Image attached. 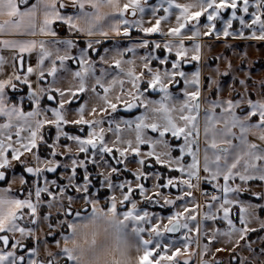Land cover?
Masks as SVG:
<instances>
[{
	"label": "snow or ice",
	"instance_id": "obj_1",
	"mask_svg": "<svg viewBox=\"0 0 264 264\" xmlns=\"http://www.w3.org/2000/svg\"><path fill=\"white\" fill-rule=\"evenodd\" d=\"M106 8L111 11H104ZM146 8L151 9L153 17L161 9L165 15L157 17L151 27H144L142 14ZM129 12L133 17L140 13L141 18L127 19ZM226 12L229 15L225 18ZM171 16L176 25L164 31L161 24ZM201 17L206 18V23L201 24ZM234 22H238V28ZM133 27L146 36L158 33L168 39L140 42L138 47L149 49L140 57L142 71L135 67L125 71L122 61L114 60L115 67L128 78L130 87L125 89L124 79L113 77L106 81L104 70L96 76L91 52L97 51L94 45L101 40L92 38L107 39L110 32L129 37ZM61 29L68 33L66 37ZM37 36L49 39L37 40ZM84 36L89 39L86 46L80 47L77 39ZM0 37H10L0 38V52L11 53L0 54V117L5 118L0 123V182L8 184L0 187V264H181L178 257L195 255L189 251L193 242L190 233H196L197 247L201 234L208 238L201 253L204 255L218 236L227 237L230 242L234 239L239 247L251 233L264 231L260 215L264 204L238 198L248 192L257 201L264 200V191L243 187L249 182H264V80L259 82L255 95L247 80L239 79L240 87L234 82L229 89L231 95L224 96L225 90L216 77L228 76L229 72L216 69L203 76L205 45L200 42L201 37L264 42V0H193L187 4L159 0L154 5L148 0H127L123 4L121 0H0ZM186 41L192 46L188 47ZM76 49L78 53L74 54ZM127 51L134 52L135 48ZM158 51L164 54L157 55ZM33 53L34 65L30 62ZM100 60L107 63L105 56H100ZM69 61L76 62L79 70L72 71ZM193 64L194 71L185 70L186 65ZM231 67L229 62L228 68ZM8 68L12 69L11 74H6ZM64 74H70L78 84L62 88ZM48 77L52 78L50 82ZM89 79L94 80L91 86ZM117 85L119 93L110 97ZM25 86L30 110H25L23 96L15 103L7 98L8 89L18 91ZM89 91L103 105L99 109L91 107L88 115L93 118L87 119L89 101H85L76 109L78 118L69 119L66 105ZM153 93L159 98H151ZM45 101L54 102L55 106L46 105ZM120 105L129 112L143 111L133 119H116L113 114ZM110 116L113 118L107 119ZM106 119L107 129L103 126ZM70 124L80 126L79 132L87 126V135L70 134L66 131ZM46 129L55 130L51 142L46 138ZM107 133H112L114 139L108 140ZM41 146L49 150L52 159L41 158ZM143 146L148 150H142ZM80 154H84L83 159ZM64 155H69L70 165L55 159ZM130 156L138 165L135 170L129 168ZM108 157L123 167L114 166ZM16 164L23 165V171L32 178L31 184L23 175L9 183V171ZM89 164L105 169L96 173L101 179L95 191ZM157 165L178 175L165 177L159 170L152 171ZM61 167L70 174L58 179L46 175ZM78 169H83L82 175H78ZM125 172L134 179L117 183L114 177ZM16 179L20 188L14 190ZM237 179L242 183L236 184ZM58 180L66 182L61 184ZM149 180L154 181L151 194L144 183ZM205 183L218 194L209 196L201 187ZM101 189L112 192L106 210L100 207ZM162 189H177L178 194L170 199ZM197 191L205 197L203 207L207 211L201 212L202 205L194 202ZM19 193L25 194L23 198ZM134 194L142 198L140 203L149 205L163 200L162 208L186 202L179 206L182 211H175L167 217V224L161 225L157 221L163 217L138 206ZM77 200L86 207H74ZM88 207L91 211L83 215ZM234 208H238L241 227L234 222ZM209 221H222L227 230L212 227L206 223ZM41 225L47 228L43 240L46 248L47 237L59 235L60 239L54 241L57 251H47V258L38 261L34 258L38 247H29L25 240L35 239L39 245L41 238L36 233ZM181 229L185 230L181 237L184 251L175 247L169 254L175 242L162 244L160 238ZM247 248L252 259L245 258L240 264H264V238L259 253L251 243ZM221 251L224 249H217ZM182 264H189V259ZM200 264L208 261L201 259Z\"/></svg>",
	"mask_w": 264,
	"mask_h": 264
},
{
	"label": "rangeland",
	"instance_id": "obj_2",
	"mask_svg": "<svg viewBox=\"0 0 264 264\" xmlns=\"http://www.w3.org/2000/svg\"><path fill=\"white\" fill-rule=\"evenodd\" d=\"M164 14L165 13L162 12V15H164ZM224 15L226 18L229 15V13L226 12V13H224ZM201 18H202L201 24L206 23V18L205 17H201ZM163 23L164 22H162L161 25H163ZM217 27L219 28V27H221V25L217 24ZM234 27H237V28L239 27L238 22H234ZM61 30L63 32H65L64 29H61ZM61 34H62V32H61ZM245 34L246 35L249 34L248 30H245ZM62 35L66 37L68 34H62ZM159 35L160 34H151V35H147V36H137L134 33L133 34L130 33L129 37H124L122 40H116V41L114 40L112 45L105 48V49H107V52H105V49H104L100 55V56H105L107 63L102 62L100 60V56L95 60L91 56V59L95 62V70H96L95 74H96V76H99L101 74V70H104L107 73V76L105 78L106 81H111V79L113 77H115L117 79H124L125 80V89H128L130 87V85L127 82L128 78L124 75V73H122L120 71V69L115 67L114 60L120 59L122 61L121 66L125 69V71L129 67H135L138 72L142 71L143 70V68H142L143 61L140 59V57L146 55L147 52L149 51V49H144V48L138 47L140 42L143 40V39H141V37H145L149 41L155 40V41L161 42V40L157 39V38H159ZM163 37L164 36H160V38H163ZM86 42L87 41L80 40V38L77 39V43L80 47L86 46ZM102 42H105V40H103V41L101 40V43ZM81 43H83V45H81ZM201 43L205 45L204 57L202 60L203 76L206 77V76L210 75L216 69H219L220 72H225V71L229 72L228 76L217 75V77H216V79L220 81L221 85L223 86V88L225 90L223 92L224 96L231 95L229 89L231 86H233L234 82H235V86L237 88L240 87L238 84L239 79H246L247 80V82H248L250 88L252 89L254 95L258 92L259 82L261 80H264V42L254 41V40L249 41V40H243V39H233V38H228L227 40H225L223 37H221L220 40H215L214 38L204 37L202 39ZM186 45L188 47H191L192 42L186 41ZM229 45H231V47H229ZM94 47L96 48V47H98V45H94ZM128 48H135V51L134 52L127 51ZM78 50L79 49L74 50V54L78 53ZM156 54L159 55L158 52ZM216 56H221L222 59H220V60L214 59V57H216ZM129 60L134 61L135 62L134 65H128V64L124 63L125 61H129ZM229 62L232 65L231 69L228 68ZM67 63H68V66L71 68L72 71L79 70V65L76 62L69 61ZM186 66H188V65H186ZM195 67H196V65H194V67L193 66L191 67L193 69L190 68V70H186V69L185 70L188 72H192L195 70ZM51 79H52L51 77H48L47 82H50ZM88 83H89V86H91L92 84H94V80L89 79ZM77 84H78V81L74 80L70 74H64V79L61 81L60 86L62 88L66 89L68 87H75ZM97 91L100 93V95H103V90L100 89L98 86H97ZM118 93H119V86L117 85L116 89L112 93H110V97H114V95H116ZM80 95H83L85 98L81 104L85 103V101H89L88 107L86 108V118L92 119L93 117L88 115V113H90L91 107H97V109H99L103 105V101L99 100V98L96 97L94 93H91V91H89L87 93H81V94H79V96ZM151 98L158 99L159 97H158V95H152ZM257 98H259V97L257 96ZM71 104L66 105V108L68 109V118L69 119H77L78 113H77L76 109H78L81 104L79 106L73 107V108L71 107ZM119 107H120V110L117 113L113 114V116L116 119H133L135 116L139 115L143 111V109H133L132 111L129 112V111L124 110L123 105H120ZM135 111H139V113L134 115V116H131V117L121 115L122 113H125V114L128 113L129 114V113L135 112ZM49 115H50V113H49ZM97 118H99V117H97ZM112 118H113L112 116L107 117V119H112ZM107 119L105 120V124L103 125L106 129L108 127ZM67 126H66V128H67ZM84 127H87V126H84ZM113 127H114V125H113ZM54 134H55V131H54ZM126 135H127V133H126ZM82 137H85V136H82ZM13 138L15 139V137H13ZM106 138L108 140L114 139L112 133H107ZM249 138L253 139V140L255 139V137H253V136H250ZM256 142L259 143V141H256ZM67 143L71 144L70 141ZM142 150L147 151L148 150L147 146H143ZM73 151H75V149H73ZM115 154H116V156H118V153H115ZM40 155H41L42 159H52V157L50 155L47 157H43L41 153H40ZM82 155H84V154H80V156H79L80 159L84 158V157H81ZM28 158L30 159V157H28ZM55 159L58 160L62 165L63 164H68V165L71 164V159H70L69 155L57 156ZM107 159L110 162L112 160L111 157H108ZM129 161H130L129 168L131 170H135V168L138 165H136V163L134 162V160L131 156L129 157ZM90 167L92 169L94 168L95 171L93 172ZM119 167L122 168L123 166L119 165ZM19 168H23V165L16 164V166L9 171V183H11L13 178H18L21 175L24 176V174L19 171L20 170ZM58 170H59V172L58 173L56 172L57 175H55V173H46V175L48 177H50V175H52V178H49V179H58L60 176H66V175L70 174L69 170H66L63 167L59 168ZM88 170L93 173V177H98V176H96V173L98 171H103L105 169H97L94 165L89 164ZM79 171H81L83 173V169H78V172ZM126 173H130V172H125L119 176L122 178L121 181L127 179L125 177ZM78 175H79V173H78ZM176 175H178V173H176ZM98 178H99L98 180L101 179L100 177H98ZM132 179H134V178H132ZM114 180H115V177H114ZM129 180H131V179H129ZM115 181L117 183L120 182V180L119 181L115 180ZM58 182L63 184L66 181L58 180ZM235 183L241 184L242 182H240L237 179V181ZM153 184H154V181H152V180H149L148 183L145 184V186L148 189H150L149 194H151V190H153ZM6 186H8V184L0 182V187H6ZM94 186H95V184H94ZM207 186L211 187V185L206 184V183L201 185L202 189L207 187ZM12 187L14 190L20 188V184H19L18 179H16V183L13 184ZM243 187H245V188L250 187L252 191H256V192L264 191V182H259V181L249 182L248 185H243ZM96 189L97 188L94 187L93 191H95ZM105 191H106L105 189H101L99 192L100 202L102 203L103 207H106V201H107L108 197L111 196V194H112V192L110 190H107L108 191L107 196L101 197L102 193ZM161 191L165 195H167L170 199H175V196L178 194L177 189H162ZM69 194L77 195L74 192H70ZM19 195L21 196V198H23V196L25 194L19 193ZM116 195H117V197H119V195H120L119 192H117ZM194 197H195L194 202H198L202 205L201 212L207 211L206 207H203L206 204V200L203 198V195L201 194V192H199V191L195 192ZM238 198L241 199L242 201L246 202V203L251 202V203L264 204V200L257 201L256 198L248 192L242 193ZM185 202L186 201H178L177 205H175V206H165L163 209L157 208L158 209L157 210V216L163 217L162 220H159L157 222L161 223V225L167 224V217L169 215L173 214L177 210L182 211V208H180L179 206ZM162 203H163V200H161L160 204H162ZM151 206H153V204H151ZM189 206L191 207L192 204H189ZM74 207L84 208L86 206L83 204V201L77 200V203L74 205ZM148 207H150V206H148ZM89 208L90 207H88V209ZM164 209H167V210L165 211ZM53 214L55 215V210H53ZM232 215H233L234 222L236 223V226L241 227V225L238 222V216H239L238 208L233 209ZM260 215H261V213H260ZM261 218L264 219V216L263 217L261 216ZM198 219H199V217H198ZM193 223H195V222H193ZM206 223L212 225V227H219L222 231L227 230V224L222 222V221L216 222L215 224H213V222H211V221L206 222ZM252 226L257 227V228L259 227L258 224H253ZM32 227L35 228L36 226H32ZM40 228H41V230L37 231V233H36V235L41 238L40 244L38 245L37 241L35 239H31V240H33V242L36 244L35 246L38 247L39 254L43 255V257L41 259L43 261L46 259L44 257H45V253H47V251L50 250V251L56 252L57 250H56V246L54 247L53 245H51V243L55 240V238L54 239L51 238L52 239L51 240L49 237H47V240H48L47 248L44 246L43 240H44L45 232L47 231V228L44 225H41ZM184 231L185 230L181 229V231L178 233V235H169L166 233V234H164V236L162 238H160L161 243H163V244H172V242H175L173 247L170 248L169 254H171V251L174 250L175 247H180L181 251H184V249H183L184 241L181 239ZM190 235L193 238V242L190 245L189 251L195 253V255L191 256L190 258L187 256L178 257V259H180V261H181V264H182L184 259H189V264H200L201 259L208 261L209 264H214L215 261H219L220 264H240V262L242 260H244L245 258H247V260L250 261L252 259V255L247 248V244L251 243L252 247L256 250L257 253H259V249H260L261 244H262V238H264V236H259L252 241L248 238L246 241H241L240 246L237 247L234 243V239H233V241L230 242L227 237L218 236L217 239L214 240L209 245L208 253L201 255L202 250H203V245L208 243V238L205 237L203 234H201L199 236L200 246L197 247V245L195 243V241L197 239L196 233L193 232V233H190ZM209 235H211V232H209ZM17 237L19 238L18 234H17ZM145 238H147L146 233H145ZM28 241L31 242L30 240H28ZM29 242H27V244H30ZM217 249H224V251L217 252ZM132 255H133V257H135L137 255V253H135V251L133 250ZM163 264H167V262H163Z\"/></svg>",
	"mask_w": 264,
	"mask_h": 264
},
{
	"label": "crops",
	"instance_id": "obj_3",
	"mask_svg": "<svg viewBox=\"0 0 264 264\" xmlns=\"http://www.w3.org/2000/svg\"><path fill=\"white\" fill-rule=\"evenodd\" d=\"M127 2V0H121V4H123V3H126ZM177 2L178 3H181V4H187V3H192L193 2V0H177ZM159 3V0H154V2L153 3H150V5H154V4H158ZM166 6V5H165ZM193 11H195V10H197V9H192ZM69 11H72V9H69ZM104 11H111L110 9H104ZM174 11H177V10H174ZM162 12H163V10L161 9V11L160 12H158L157 14H156V17H153L152 16V13H151V9L150 8H146V10H145V12L142 14L143 15V20H144V24H143V26L144 27H151L154 23H155V19L157 18V17H159L160 15H162ZM165 15V14H164ZM141 18V14L140 13H137V16H135V17H133L131 14H130V12L127 14V19H129V20H137V19H140ZM202 19V18H201ZM165 24V25H164ZM176 25V21H175V17L174 16H171V17H169V20L168 21H165L164 23H163V25H161V27H162V29L164 30V31H167V29H168V27H173V26H175ZM123 27V26H122ZM130 33H134V34H136L137 36H146L143 32H141V31H139L137 28H130ZM61 32H63L62 30H61ZM156 34H158V33H156ZM160 36L161 35H159V38H157L158 40H161V42H163L164 40H166V39H168L167 37H163V38H160ZM0 38H10V37H0ZM35 39H37V40H40V39H49L48 37H42V36H37V37H34ZM124 37L121 35V36H116L115 35V33H109V38H107V39H105V38H103V37H99V36H97V37H93L92 39H100V40H105V41H107V40H122ZM204 37H201L200 38V42L202 41V39H203ZM29 39H31V37H29ZM89 38L88 37H86V36H84L83 38H80V40H83V41H87ZM141 39H147V38H145V37H141ZM156 39V40H157ZM0 54H4V55H6V56H10L11 55V53L10 52H8L7 50H5V51H3V52H0ZM35 57H36V54L35 53H33V55H32V57H31V59H30V62L34 65L35 64ZM11 71H12V69L11 68H8V70H7V73L6 74H11ZM26 88V86L25 87H22L20 90H18V91H21V90H23V89H25ZM27 89V88H26ZM7 93H8V100L10 101V102H12L11 100H12V98L14 97L10 92H9V89L7 90ZM21 96H23L24 97V100L25 101H27V94L26 95H23V94H18V95H15V97H16V99H17V102L20 100V97ZM4 120H5V118L4 117H0V123H2V122H4ZM7 187V186H6ZM112 195V194H111ZM134 199H136L137 200V202H138V206H140V207H143V208H147L150 212H152V213H155V214H157V210L158 209H162V208H159V207H156V204L155 203H153V206H151V205H149V204H146V203H140V201H141V199L142 198H136L135 196L133 197ZM161 202V201H160ZM148 206H150V207H148ZM100 207H102V208H105V210H106V207H103L102 206V203L100 202ZM129 207H130V205H129ZM158 208V209H157ZM123 210H125V209H121V211H123ZM165 211L167 210V209H164ZM91 211V208H89L88 209V211L87 212H84V213H82L83 215H87L88 214V212H90ZM155 211V212H154ZM21 223H23V222H21ZM32 226H35V225H30L29 227H32ZM166 234V233H165ZM167 234H169V233H167ZM169 235H171V234H169ZM178 235V234H177ZM18 238V237H17ZM50 239L51 238H53V237H49ZM60 239V236L59 235H57L56 237H55V239ZM54 239V238H53ZM52 240V239H51ZM30 241L31 242H29L28 240L26 241L25 240V243L27 244V242H29L30 244H28L29 245V247H36L35 245V243L33 242V240H31L30 239ZM55 241V240H54ZM52 242L51 243V245H53L54 247H55V242ZM163 244V243H162ZM56 250H57V248H56ZM42 257H43V255H40L39 254V252H38V255L36 256V257H34L35 259H37L38 261L39 260H41L42 259ZM44 258H47V253H45V257ZM180 260V259H179Z\"/></svg>",
	"mask_w": 264,
	"mask_h": 264
},
{
	"label": "trees",
	"instance_id": "obj_4",
	"mask_svg": "<svg viewBox=\"0 0 264 264\" xmlns=\"http://www.w3.org/2000/svg\"><path fill=\"white\" fill-rule=\"evenodd\" d=\"M153 2H154V0H152L151 2H149V4L150 3H153ZM62 34H68V33L65 31V32H62ZM112 43H113V40H108V41L102 42L100 45H98V47H96V49H97L96 52H91L92 58L94 60L97 59L101 55V53L103 52V50L105 48L109 47L110 45H112ZM81 45H83V43H81ZM158 54L159 55H163L164 53H161V52L158 51ZM192 66L194 67V64ZM192 66L191 65L185 66V69L186 70H190V68ZM191 69H193V68H191ZM9 92L14 96L11 101L13 103H15V102H17V99H16L15 95H18V94L26 95L27 94V89L25 88V89H23L21 91H14V90L9 89ZM152 95H154V94H152ZM84 99L85 98H84L83 95L78 96L77 99L73 100V102L71 104V107L73 108V107L79 106L83 102ZM44 103L46 105L55 106L54 102H51V101H45ZM24 107H25V110H30V107H29L27 101H25ZM131 113H129V114L128 113L127 114L122 113L121 115L131 117V116H134V115L138 114L139 111H135V112H131ZM79 127L80 126L68 125L67 128H66V131H68L70 134H76V135L86 136L87 135V131H88L87 127H85V131L84 132H79ZM54 131H55L54 129H46V138L49 140V142H51V140L54 137ZM40 153L42 154L43 157L49 156V150L46 147L41 146ZM81 157H84V155H82ZM111 163L114 166L119 167V165H115V161L114 160H111ZM19 169L18 170L21 173L24 174L25 178L29 180V184H31L32 178L23 171V168H19ZM151 170L152 171L159 170L165 177L168 176V175H176V173H169L166 169L161 168L158 165L155 166V168H153ZM92 171L94 172L95 169L93 168ZM58 172H59V170H57V173ZM57 173H55V175H57ZM78 173H79V175L82 174L81 171H79ZM125 175H126L125 177L127 179H132L133 178L130 173H126ZM49 178H52V175H50ZM93 179H94V184H95L94 187L98 188L99 187V180H98L99 178L98 177H93ZM115 180H117V181L120 180L121 181L122 178L118 176V177H115ZM147 183H148V181L147 182L145 181V184H147ZM161 183H163V181H161ZM207 187H209V186H207ZM92 191H93V189H92ZM107 194H108V191L106 190L105 192L102 193L101 197L107 196ZM134 195H135L136 198H139L138 194H134ZM261 216L262 217L264 216V213L263 212H261ZM259 236H264V231H258L256 233H251L249 235V239L252 241V240H254L255 238H257Z\"/></svg>",
	"mask_w": 264,
	"mask_h": 264
},
{
	"label": "built area",
	"instance_id": "obj_5",
	"mask_svg": "<svg viewBox=\"0 0 264 264\" xmlns=\"http://www.w3.org/2000/svg\"><path fill=\"white\" fill-rule=\"evenodd\" d=\"M204 191H206L208 193V195H212V194H218V193H215V191L212 189V187H205L203 188ZM203 198L205 199V197L203 196Z\"/></svg>",
	"mask_w": 264,
	"mask_h": 264
},
{
	"label": "water",
	"instance_id": "obj_6",
	"mask_svg": "<svg viewBox=\"0 0 264 264\" xmlns=\"http://www.w3.org/2000/svg\"><path fill=\"white\" fill-rule=\"evenodd\" d=\"M152 0H148V2H151ZM154 95H157V94H155V93H153ZM156 207H159V208H162V207H160V204H156ZM164 208V207H163ZM162 208V209H163ZM179 232H177V233H169V234H171V235H177ZM39 261H42V260H39ZM208 264H209V262H208Z\"/></svg>",
	"mask_w": 264,
	"mask_h": 264
},
{
	"label": "flooded vegetation",
	"instance_id": "obj_7",
	"mask_svg": "<svg viewBox=\"0 0 264 264\" xmlns=\"http://www.w3.org/2000/svg\"><path fill=\"white\" fill-rule=\"evenodd\" d=\"M28 226H30V224Z\"/></svg>",
	"mask_w": 264,
	"mask_h": 264
}]
</instances>
